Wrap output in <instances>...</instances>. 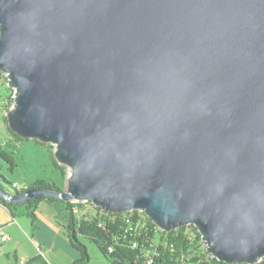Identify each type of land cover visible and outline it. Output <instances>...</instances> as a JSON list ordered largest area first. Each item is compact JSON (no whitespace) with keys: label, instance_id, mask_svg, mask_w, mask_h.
<instances>
[{"label":"water","instance_id":"water-1","mask_svg":"<svg viewBox=\"0 0 264 264\" xmlns=\"http://www.w3.org/2000/svg\"><path fill=\"white\" fill-rule=\"evenodd\" d=\"M16 136L70 169L49 197L194 227L225 264L264 258V0H0Z\"/></svg>","mask_w":264,"mask_h":264},{"label":"trees","instance_id":"trees-1","mask_svg":"<svg viewBox=\"0 0 264 264\" xmlns=\"http://www.w3.org/2000/svg\"><path fill=\"white\" fill-rule=\"evenodd\" d=\"M3 85L6 86V84ZM8 93H11L10 89ZM3 109L7 111L8 108L3 107ZM2 121L10 134V139L8 142L0 144V160L7 164L8 171L12 173L17 167L15 154L21 143L27 140L19 138L8 129L5 116ZM32 141L38 145L47 146ZM50 158L53 168L62 174L63 169L52 157V154ZM5 181L8 183L7 180ZM46 188L61 191L51 183L37 181L19 190L13 186L14 191L10 194L19 196L29 189ZM44 199L60 203L68 214L66 226L68 240L71 247L79 253V258L72 264H87L89 262L86 246L79 240V237L93 243L110 264H225L212 258L205 251L201 238L194 227H181L165 232L149 222L142 212L110 213L94 207L90 203H85L92 208L93 213L85 214L79 220L76 211L83 207L84 203L36 197L27 199L24 205L10 203L3 199H0V204L10 211L11 216L28 217L34 222L37 205ZM19 206L22 210L18 209ZM110 248H112V252H109ZM33 263L48 264L40 251L36 256L25 261V264ZM257 264H264V258Z\"/></svg>","mask_w":264,"mask_h":264},{"label":"crops","instance_id":"crops-1","mask_svg":"<svg viewBox=\"0 0 264 264\" xmlns=\"http://www.w3.org/2000/svg\"><path fill=\"white\" fill-rule=\"evenodd\" d=\"M1 206L5 209L0 207V218L5 216L9 226L2 231L10 240L0 243V264H20V260L27 261L39 251L48 264H72L79 258V253L69 243L68 214L60 203L42 200L35 210L34 222L27 217L24 220L21 216L13 217L6 207ZM5 223L0 219V227Z\"/></svg>","mask_w":264,"mask_h":264},{"label":"rangeland","instance_id":"rangeland-1","mask_svg":"<svg viewBox=\"0 0 264 264\" xmlns=\"http://www.w3.org/2000/svg\"><path fill=\"white\" fill-rule=\"evenodd\" d=\"M8 91L9 88L7 86L2 85L0 87V144L8 142L10 139V134L2 121V118L3 116H5L6 111L1 106V100L8 95ZM50 146L38 145L32 140L23 141L19 147L18 152L15 154L17 167L12 173L8 171L7 164L3 163L0 160V176L3 177H0V189L4 190L5 192L7 191V193H13V186H15L16 189L19 190L28 187L29 185L37 181H41L43 183H51L61 191H65L67 187V180L70 174V169L59 164L63 169V172L61 174L60 171H57L53 168L50 160V155L52 154L53 157L54 150L53 147ZM4 179L7 180L8 183ZM0 207L3 208L1 204ZM18 209L22 210L20 206L18 207ZM92 213V208L85 203L83 207L79 208L76 211L79 220L85 214ZM0 219H2V221H6V223L2 224L0 228H2V230L8 229V219L5 216L4 218ZM18 227H20L19 224ZM20 229L22 231L21 227ZM26 240H29V238H27ZM79 240L86 246L87 253L89 255V262L87 264H110L100 254L97 247L93 243H91L87 239H84L83 237H79Z\"/></svg>","mask_w":264,"mask_h":264},{"label":"built area","instance_id":"built-area-1","mask_svg":"<svg viewBox=\"0 0 264 264\" xmlns=\"http://www.w3.org/2000/svg\"><path fill=\"white\" fill-rule=\"evenodd\" d=\"M3 84H6L7 86V78L4 74H2L0 72V87L3 85ZM10 89V88H9ZM11 90V93H8V95L3 98L1 100V106H3L4 108H9L11 105H12V102H13V96H14V91L12 89ZM10 238L9 236H7L3 231H2V228H0V243H5L7 241H9ZM204 246V245H203ZM205 248V247H204ZM109 252H112V248L109 249ZM20 264H25V261L24 260H20L19 261Z\"/></svg>","mask_w":264,"mask_h":264}]
</instances>
